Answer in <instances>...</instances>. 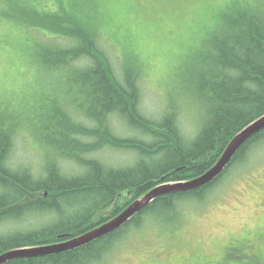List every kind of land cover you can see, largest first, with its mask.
Masks as SVG:
<instances>
[{"label": "trees", "instance_id": "1", "mask_svg": "<svg viewBox=\"0 0 264 264\" xmlns=\"http://www.w3.org/2000/svg\"><path fill=\"white\" fill-rule=\"evenodd\" d=\"M16 1L11 18L22 31L30 29V35L39 32L28 40L33 63L76 86L81 98L77 105L75 99L74 110L62 105L55 111L56 135L61 137L56 156L75 166L66 173L58 158H48L39 174L13 165L10 117H0V253L79 237L112 220L160 185L202 176L246 126L264 116V16L258 10L229 9L235 18L230 27L221 28L219 19L216 21L200 49L188 53V97L182 103L171 97L168 111L153 120L141 109L142 63L136 59L117 70L102 45L98 26L83 15L87 23L78 19L80 12L77 17L72 15L76 0H51L53 4ZM49 6L53 12L44 10ZM192 102L201 105L206 114L194 137L189 138L180 125V106L188 108ZM118 121L124 127V137L115 130ZM52 143L56 147L57 142ZM261 144L264 131L240 149L214 183L161 196L124 227L100 240L64 253L6 264H100L132 229L150 219L181 222L186 203L205 200L229 171L245 163ZM106 150L132 152L136 158L132 165L114 167L95 156ZM125 194L130 196L128 202L115 208L111 216L96 220ZM26 219L41 223L26 227L21 224Z\"/></svg>", "mask_w": 264, "mask_h": 264}, {"label": "rangeland", "instance_id": "2", "mask_svg": "<svg viewBox=\"0 0 264 264\" xmlns=\"http://www.w3.org/2000/svg\"><path fill=\"white\" fill-rule=\"evenodd\" d=\"M16 3L0 0V117H10L13 165L42 173L48 158L59 157L56 149L61 137L56 135L55 111L62 105L74 110L75 99L81 97L76 86L33 63L28 40L39 32L30 35V29L24 32L11 18ZM44 10L53 12L54 8ZM73 11L75 17L76 12L81 13L78 19L87 23L83 15L98 26L102 45L117 70L136 59L142 63L141 109L156 120L168 111L171 97L178 103L188 97V53L200 49L222 9L217 4H192L179 11L161 12L148 4L76 0ZM180 112L181 128L193 138L205 120V109L192 102L188 108L180 106ZM115 130L126 136L119 121ZM95 156L114 167L132 165L136 158L132 152L116 150ZM58 159L65 173L75 168ZM129 199L128 194L120 197L96 220L111 216ZM182 212L185 216L179 223L150 219L132 229L100 264H220L226 254L230 256L228 264H264V144L255 148L245 163L234 166L205 200L186 203ZM40 223L36 219L21 222L26 227Z\"/></svg>", "mask_w": 264, "mask_h": 264}, {"label": "water", "instance_id": "3", "mask_svg": "<svg viewBox=\"0 0 264 264\" xmlns=\"http://www.w3.org/2000/svg\"><path fill=\"white\" fill-rule=\"evenodd\" d=\"M264 131V116L246 126L228 145L220 160L215 166L202 176L186 182L160 185L149 191L141 199L129 206L112 220L94 228L93 230L75 238L60 243L26 247L4 253L9 259L5 264L16 259L39 258L67 251L79 249L97 240H100L124 227L136 215L152 204L157 198L170 194L199 190L214 183L229 167L240 149L252 138Z\"/></svg>", "mask_w": 264, "mask_h": 264}, {"label": "snow or ice", "instance_id": "4", "mask_svg": "<svg viewBox=\"0 0 264 264\" xmlns=\"http://www.w3.org/2000/svg\"><path fill=\"white\" fill-rule=\"evenodd\" d=\"M81 3H105V2H119L131 5L148 4L156 6L161 12L179 11L185 6L192 4H217L222 11L219 14L220 27H230L235 23V18L229 9L240 8L258 10L264 16V0H80ZM215 31V30H214ZM211 35V34H210ZM0 43H2V36H0ZM2 72H0V92H2ZM9 259L5 254L0 253V264H5ZM230 256L225 255L224 260L220 264H228Z\"/></svg>", "mask_w": 264, "mask_h": 264}, {"label": "bare ground", "instance_id": "5", "mask_svg": "<svg viewBox=\"0 0 264 264\" xmlns=\"http://www.w3.org/2000/svg\"><path fill=\"white\" fill-rule=\"evenodd\" d=\"M117 151H120V150H117ZM11 160H12V158H11Z\"/></svg>", "mask_w": 264, "mask_h": 264}]
</instances>
